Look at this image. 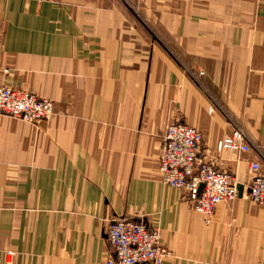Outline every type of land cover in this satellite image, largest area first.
<instances>
[{
  "label": "crops",
  "instance_id": "obj_1",
  "mask_svg": "<svg viewBox=\"0 0 264 264\" xmlns=\"http://www.w3.org/2000/svg\"><path fill=\"white\" fill-rule=\"evenodd\" d=\"M5 85L55 113L0 115V264H107L117 219L158 228L169 264H264V0H0ZM173 122L244 188L210 221L162 181ZM238 126L256 148L218 152Z\"/></svg>",
  "mask_w": 264,
  "mask_h": 264
},
{
  "label": "built area",
  "instance_id": "obj_2",
  "mask_svg": "<svg viewBox=\"0 0 264 264\" xmlns=\"http://www.w3.org/2000/svg\"><path fill=\"white\" fill-rule=\"evenodd\" d=\"M54 103L11 87L0 89V113L30 122L49 121L54 115ZM203 136L199 130L181 122L167 127L160 173L163 182L187 195V204L206 221L216 208L238 197L237 180L227 172L217 171L211 164L199 161ZM256 147L245 130L233 127L230 135L218 143L217 150L237 156L249 154ZM252 175L251 199L264 205V167L250 163ZM203 185V191L199 192ZM113 250L107 264H169L171 251L161 244L158 228L149 229L142 223L117 219L107 229Z\"/></svg>",
  "mask_w": 264,
  "mask_h": 264
},
{
  "label": "rangeland",
  "instance_id": "obj_3",
  "mask_svg": "<svg viewBox=\"0 0 264 264\" xmlns=\"http://www.w3.org/2000/svg\"><path fill=\"white\" fill-rule=\"evenodd\" d=\"M5 86H7V85H5ZM5 86H2V87H0V89H2L3 87H5ZM7 87H10V86H7ZM11 88H13V87H11ZM14 89H16V88H14ZM26 92V91H25ZM28 93H30V92H28ZM30 94H32V93H30ZM32 95H34V94H32ZM36 96V95H35ZM55 106V105H54ZM54 113H55V111H54ZM0 115H4V116H8V117H11L10 115H8V114H6V113H0ZM54 116V115H53ZM13 118V117H12ZM16 119V118H15ZM52 119V118H51ZM19 120H22V121H25V122H28V123H40V122H48V121H36V122H30V121H27V120H25V119H19ZM239 128H241V129H243L242 127H239ZM244 130V129H243ZM246 132V131H245ZM166 133V132H165ZM165 138V137H164ZM224 139V138H223ZM222 139V140H223ZM220 142V141H219ZM218 142V143H219ZM163 145H164V143H163ZM217 146H218V144H217ZM218 151V150H217ZM200 152H201V150H200ZM219 152V151H218ZM221 152H224V151H221ZM227 152V151H226ZM162 154V153H161ZM161 157V156H160ZM251 163V162H250ZM250 163H249V168H250ZM159 166H160V163H159ZM216 169V168H215ZM217 170V169H216ZM250 170V169H249ZM218 171V170H217ZM235 177V176H234ZM236 178V177H235ZM236 180H237V178H236ZM163 181V180H162ZM164 183V182H163ZM238 181H237V188H238ZM203 191V190H202ZM201 191V192H202ZM251 194V193H250ZM238 196H239V192H238ZM238 198V197H237ZM236 198V199H237ZM250 199H251V196H250ZM252 200V199H251ZM200 215V214H199ZM202 216V215H201ZM203 217V216H202ZM133 221V220H132ZM137 222V221H136Z\"/></svg>",
  "mask_w": 264,
  "mask_h": 264
},
{
  "label": "water",
  "instance_id": "obj_4",
  "mask_svg": "<svg viewBox=\"0 0 264 264\" xmlns=\"http://www.w3.org/2000/svg\"><path fill=\"white\" fill-rule=\"evenodd\" d=\"M203 190V185L200 186L199 192H201ZM244 188L242 185L238 186V192H239V196H241L243 194Z\"/></svg>",
  "mask_w": 264,
  "mask_h": 264
}]
</instances>
